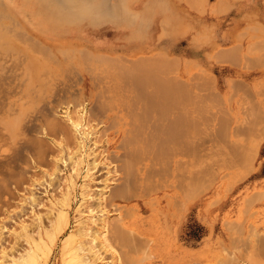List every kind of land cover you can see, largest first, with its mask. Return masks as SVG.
<instances>
[{"label":"rangeland","instance_id":"rangeland-1","mask_svg":"<svg viewBox=\"0 0 264 264\" xmlns=\"http://www.w3.org/2000/svg\"><path fill=\"white\" fill-rule=\"evenodd\" d=\"M166 1L168 32L82 33L48 26L79 3L2 1L0 264L33 246L38 264H264V0Z\"/></svg>","mask_w":264,"mask_h":264},{"label":"crops","instance_id":"crops-1","mask_svg":"<svg viewBox=\"0 0 264 264\" xmlns=\"http://www.w3.org/2000/svg\"><path fill=\"white\" fill-rule=\"evenodd\" d=\"M27 1V0H26ZM39 3H47V2H55L56 4L59 3H79L81 4L80 10L69 13L64 17L61 12V16L64 17V23L67 25V30L69 29V26L73 31H79V33H82L83 27L85 25L88 26H98L100 24L104 23H110L114 26V29H116L117 24L121 22L125 23H131L133 19H137L136 25L139 23H147V21L150 18H161V24L160 27H162L163 31H169L171 29L170 22L167 21L168 17H175V18H183L179 14V11H176L177 14L170 16L169 13L173 12L174 10L172 8H169L166 0H134L133 4H136L140 2V6L138 7H120L118 5V0H99L98 4L94 8L90 5L92 2L91 0H36ZM58 7V6H57ZM59 8V7H58ZM53 17V16H52ZM51 18V16H50ZM188 18V17H185ZM42 21L46 22L47 18L43 16V18H40ZM115 32L114 34H116ZM135 33H129L130 37H133ZM264 36V34H263ZM194 45L193 43H191ZM189 120V119H188ZM193 119L189 120V123L192 122ZM166 125L168 127V122L165 121L163 125ZM167 129V128H166ZM183 130H186V128H182ZM161 130H164V128ZM168 130V129H167Z\"/></svg>","mask_w":264,"mask_h":264},{"label":"bare ground","instance_id":"bare-ground-1","mask_svg":"<svg viewBox=\"0 0 264 264\" xmlns=\"http://www.w3.org/2000/svg\"><path fill=\"white\" fill-rule=\"evenodd\" d=\"M2 1H3V0H0V58H1V55H2L1 53H2V51H3V50H1V48L4 47L5 44L7 45V43H8V38H7L6 42H5V33H7V32H5V27L7 26V24H5L6 26H4V24H3V23H4V22H3V19H4L6 16H8L9 11H8V9H5V8H4V6H3V2H2ZM47 1H48V0H47ZM4 2H6V1H4ZM188 2H189V1H188ZM50 4H55V2H47V5H50ZM59 10H60V9H59L58 7H56L54 13L52 14L53 17L51 16V18L54 20V24L52 23V24H49L48 26H61V25H62L61 20H64V19H62V18H64V17L61 16V12H60ZM49 19H50V17H49ZM12 24H14V23H12ZM11 27H12V26H11ZM12 28H13V27H12ZM3 29H4V31H3ZM6 29H9V27H8V28L6 27ZM14 29H15V28H14ZM6 31H7V30H6ZM4 32H5V33H4ZM15 40H16V39H15ZM250 48H251V47H250ZM5 50H6V51H5ZM5 50H4V52H7L8 49H5ZM259 51H260V50H259ZM229 52H230V51H229ZM224 53H225V52H224ZM224 53H223V54H224ZM4 54H5V53H4ZM4 54H3V55H4ZM105 55H106V54H105ZM29 56H30V55H29ZM94 56H95V55H94ZM234 56H235V55H234ZM2 57H3V56H2ZM213 57H214V56H213ZM251 57H252V56H251ZM226 58H227V57H226ZM232 58H233V57H232ZM232 58H231V59H232ZM263 58H264V57H263ZM263 58H262V59H263ZM3 59H4V58H3ZM123 60H124V58H123ZM128 60H129V59H128ZM146 60H147V59H146ZM232 60L234 61V59H232ZM27 61H28V62H26V63L29 64V61H30L31 64H32V67H33L32 69H29V70H31V71H30L31 76H32V72H33V70L36 71V68L39 67V66H42V64H43L42 62L38 61L36 57H33V56L28 57V58H27ZM138 61H139V60H137V62H138ZM226 61H227V60H226ZM1 62H2V60H1ZM3 62H4V61H3ZM148 63H149V62H148ZM246 63H247V62H246ZM0 64H2V63H0ZM2 65L4 66V63H3ZM138 65H139V64H138ZM3 66L0 65L1 68H2ZM135 66H136V65H135ZM161 66H162V65H161ZM138 67H139V66H138ZM152 67H153V66H152ZM3 68H4V67H3ZM3 68L1 69V71H3ZM149 68H150V67H149ZM1 71H0V105H2V104L4 105V102L2 101V100H3V99H2V98H3V95L5 96V94H4V93H5V92H4V85H3V83H4L3 81H4V80H3V75L1 74V73H2ZM110 71H111V70H110ZM3 74H4V73H3ZM33 74H34V72H33ZM123 74H124V73H123ZM142 75H143V74H142ZM140 76H141V75H140ZM150 76H151V75H150ZM204 77H205V76H204ZM114 78H115V77H114ZM150 79H151V78H150ZM155 79H157V78H155ZM159 79H160V78H159ZM204 79H205V78H204ZM209 79H211V78H209ZM209 79H208V80H209ZM139 80H141V79H139ZM163 81H164V80H163ZM163 81H160V84H162ZM133 82H134V81H133ZM135 82H136V81H135ZM144 82H145V81H144ZM144 82H143V83H144ZM148 83H149V81H148ZM156 83H157V81H156ZM164 83H165V82H164ZM164 83H163V84H164ZM178 83H179V82H178ZM200 83H201V81H200ZM144 84H145V83H144ZM166 84H167V83H166ZM176 84H177V83H176ZM176 84H174V85L176 86ZM202 84H203V83H202ZM134 85H135V84H134ZM138 85H139V84H138ZM138 85H137V86H138ZM145 85H146V84H145ZM167 85H168V84H167ZM167 85H166V86H167ZM179 85H180V84H179ZM197 85H198V84H197ZM139 86H140V85H139ZM148 86H150V85H148ZM148 86H147V87H148ZM162 86H163V89L166 90V88L164 87L165 84L162 85ZM184 86H185V85H184ZM102 87H103V86H102ZM153 87H154V86H153ZM153 87H151V88H153ZM156 87H157V86H156ZM160 87H161V86H160ZM173 87H174V86H173ZM209 87H210V86H209ZM262 87H263V86H262ZM5 88H6V87H5ZM127 88H128V87H127ZM142 88H143V87H142ZM145 88H146V87H145ZM205 88H206V87H205ZM243 88H244V87H243ZM137 89H138V88H137ZM139 89H141V88H139ZM143 89H144V88H143ZM143 89H142V90H143ZM163 89H161V93L164 92ZM149 90H150V89H149ZM138 91H139V90H138ZM147 91H148V90H147ZM151 91H152V90H151ZM162 91H163V92H162ZM140 92H141V90H140ZM247 92H249V91H247ZM142 93H143V92H142ZM148 93H149V91H148ZM150 93H151V92H150ZM150 93H149V94H150ZM166 93H167V92H166ZM166 93H164V94H166ZM211 93H212V92H211ZM137 94H138V93H137ZM146 94H147V93H146ZM164 94H162V95H164ZM229 94H230V93H229ZM151 95H152V94H151ZM162 95L157 96V97H159V98H157V101H159V99H160V97H161ZM167 95L169 96V95H171V93H169V94L167 93ZM247 95H248V93H247ZM143 96L145 97V95H143ZM153 96H154V94H153ZM168 96H167V97L165 96V97H163V98H168V99H169L170 97H168ZM132 97H133V96H132ZM135 97L138 98V96H135ZM217 97H218V96H217ZM137 98H136V99H137ZM146 98H147V99H146ZM146 98H145L146 100L144 99V101H143L144 104H145V102L148 101V97H146ZM151 98H152V96L149 98V100H150V101H149L150 107H155V106L157 107V105H155L156 103L153 104V102H152L156 97H153L152 100H151ZM180 98H181V97H180ZM180 98H179V99H180ZM94 99H95V98H94ZM161 99H162V98H161ZM184 99H185V98H184ZM142 100H143V99H142ZM166 100H167V99H166ZM208 100H209V99H208ZM140 101H141V100H140ZM154 101H155V100H154ZM160 101H161V100H160ZM1 102H3V103L1 104ZM136 102H138V104H139V101H136ZM151 102H152V103H151ZM185 102H186V101H185ZM132 103H133V102H132ZM140 104H141V103H140ZM149 104H148V106H146V105H145V106L149 108ZM158 104H160V102H159ZM161 104L164 105L165 102H163V103H161ZM161 104H160V105H161ZM141 105H142V104H141ZM151 105H155V106H151ZM129 106H130V105H129ZM260 106H261V105H260ZM163 107H164V106H163ZM168 107H170V106L168 105ZM1 108H3V107H1ZM158 108H159V106H158ZM175 108H176V107H175ZM96 109H97V108H96ZM168 109H171V107L168 108ZM145 110H147V109H145ZM178 110H180V109H178ZM72 111H73V110H71V114L73 113ZM140 111H141V113H142V110H140ZM147 111H148V110H147ZM172 111H173V110H172ZM181 111H182V110H181ZM2 112H3V111H2ZM128 112H129V111H128ZM170 112H171V110H170ZM170 112H169V113H170ZM171 114H172V113H171ZM176 114H177V113H176ZM142 115H143V114H142ZM184 115H185V114H184ZM202 115H203V114H202ZM263 115H264V114H263ZM140 116H141V115H140ZM74 117H75V116H74ZM149 117H150V115H149ZM165 117H166V116H165ZM167 117H168V114H167ZM176 117H177V116H176ZM176 117L174 116L173 118H176ZM179 117H180V116H179ZM182 117H183V116H182ZM71 118H72V116H71ZM120 118H121V117H120ZM190 118H191V117H190ZM228 118H229V117H228ZM1 120H2V119H1ZM133 120H134V119H133ZM185 120H186V119H185ZM189 120H190V119H189ZM189 120H187V121H189ZM49 121H50V120H49ZM75 121H76V120H75ZM161 121H162V123H163V120H161ZM168 121H169V120H168ZM174 121H175V119H174ZM0 122H1V121H0ZM55 122H56V121H55ZM148 122H149V121H148ZM180 122H181V121H180ZM192 122H193V121H192ZM56 123H57V122H56ZM113 123H114V122H113ZM143 123H144V122H143ZM158 123H159V122H157V125H158ZM162 123H161V124H162ZM187 123H188V122H187ZM0 124H1V123H0ZM76 124H77V123H76ZM139 124H140V123H139ZM145 124H146V123H145ZM174 124H175V123H174ZM191 124H192V123H191ZM50 125H51V124H50ZM61 125H62V124H61ZM159 125H160V124H159ZM166 125H167V124H166ZM166 125L164 124V125H162L161 127H159V128H162V129L164 128V130H165V132H166V133H165V132H162V133H160V134L158 133V134H159V137H161L160 140H158L159 143H163V142H164L163 139H164V136H165V135H164V136H161V135H163L164 133L167 134L168 131H166V130H167V129H168V130L170 129V130H169V132H171L170 136L173 135V137H170V136H169V137L171 138V141H172V139H173L175 136H177V138H174V140L176 139L175 142L177 141L176 143L178 144V141H181V140H179V139H180L181 136H182V135H180L181 133H179V132H182V133H183L184 130L182 129V127H180V125H178L177 127H176V126H173V128L176 130V133H173L172 131H174V129H172L171 127H166ZM168 125H169V124H168ZM181 125H182V124H181ZM228 125H229V124H228ZM48 126H49V124H48ZM71 126H72V125H71ZM78 126H79V125H78ZM163 126H164V127H163ZM169 126H170V125H169ZM193 126H194V125H193ZM193 126H192V127H193ZM242 126H243V125H242ZM61 127H62V126H61ZM113 127H114V126H113ZM175 127H176V128H175ZM178 127H179V128H178ZM253 127H256V126H253ZM253 127H252V128H253ZM53 128H54V126H53ZM76 128H77V127H76ZM141 128H142V127H141ZM141 128H140V129H141ZM166 128H167V129H166ZM249 128H251V127H249ZM47 129H48V128H47ZM156 129H158V128L155 127L154 130H156ZM180 129H182L183 131H180ZM243 129H244V128H243ZM253 129H254V128H253ZM253 129H252V130H253ZM65 130H67V129H65ZM77 130H78V129H77ZM84 130H85V129H84ZM171 130H172V131H171ZM192 130H193V129H192ZM239 130H240V129H239ZM250 130H251V129H250ZM149 131H150V130H148V133H149ZM190 131H191V129H190ZM254 131L258 132L257 130H254ZM140 132H141V131H140ZM146 132H147V131H146ZM159 132H160V131H159ZM68 133H70V132H68ZM76 133H77V132H76ZM137 133H138V132H137ZM150 133H152V131H151ZM156 133H157V131H156ZM178 133H179V134H178ZM129 134H130V131H129ZM131 134H132V132H131ZM133 134H134V132H133ZM154 134H155V132L153 133V135H154ZM176 134H177V135H176ZM253 134H254V135H253ZM253 134H252V135L255 137L256 134H255V133H253ZM147 135L149 136V134H147ZM156 135H157V134H156ZM174 135H175V136H174ZM239 135H240V134H239ZM128 136H129V135H127V137H128ZM154 136H155V135H154ZM69 137H70V136H69ZM75 137H76V136H75ZM151 137H152V136H151ZM151 137H150V139H151ZM155 137H156V136H155ZM178 137H180V138L178 139ZM182 137H183V136H182ZM66 138H67V137H66ZM120 138H122V137H120ZM124 138H125V137H124ZM124 138H123V139H124ZM133 138H134V137H133ZM140 138H141V136H140ZM162 138H163V139H162ZM193 138H194V137H193ZM251 138H252V137H251ZM255 138H256V137H255ZM131 139H132V138H131ZM148 139H149V138L147 137L146 140H148ZM152 139H153V138H152ZM152 139H151V141H154V140H152ZM185 139H186V138H185ZM249 139H250V138H249ZM136 140H137V138H136ZM166 140H169V138L167 139V137H166V138H165V141H166ZM174 140H173V141H174ZM251 140H252V139H251ZM119 141H120V140H119ZM160 141H161V142H160ZM249 141H250V140H249ZM168 142H169V141H167L165 144H167ZM175 142H174V143H175ZM126 143H128V141H126ZM130 143H133V140H132V142H130ZM130 143H129V144H130ZM144 143L147 145V144L150 143V142L145 141ZM190 143H191V142H190ZM119 144H120V143H119ZM121 144H122V143H121ZM129 144H128V145H129ZM133 144H134V143H133ZM145 144H144V145H145ZM157 144H158V143H156V145H157ZM184 144H185V143H184ZM146 145H145V148L147 147ZM148 145H149V144H148ZM151 145H153V143H151ZM156 145L154 144V147H155ZM158 145H159V144H158ZM168 145H169V144H168ZM168 145H166V146H168ZM171 145H172V144H171ZM174 145H175V144H174ZM174 145H173V146H174ZM192 145H193V144H192ZM131 146H133V145H131ZM137 146H138V145H137ZM163 146H164V145H163ZM179 146L181 147V145H179ZM179 146H178V147H179ZM149 147H151V146H149ZM154 147L152 146V148H154ZM174 147H175V146H174ZM212 147H213V146H212ZM145 148H144V150H146ZM156 148H158V151H160V152H161V150H162V151H163V152H161L162 154H166L167 151H170L168 148L165 149L166 151H165L164 149H161V150H160L159 147H156ZM156 148H155V150H157ZM214 148H215V147H214ZM40 149H41V148H40ZM133 149H134V148H133ZM133 149H132V152H135V151H133ZM139 149H140V148H139ZM147 149H148V148H147ZM149 149H151V148H149ZM170 149H171V147H170ZM175 149H176V148H175ZM177 149H179V148H177ZM130 150H131V148H130ZM134 150H135V149H134ZM164 151H165V152H164ZM172 151H173V149H172ZM172 151H170V152L172 153ZM210 151H211V150H210ZM144 152H145V151H144ZM156 152H157V151H156ZM174 152L177 153L176 151H174ZM174 152H173V153H174ZM181 152L183 153V151H181ZM185 152H186V151H185ZM191 152H192V151H191ZM193 152H194V151H193ZM146 153H147V152H146ZM146 153H145V154H146ZM167 153H169V152H167ZM173 153H172V154H173ZM134 154H135V155H133V153L131 154V155H133L132 157H134V156L136 157V153H134ZM140 154H141V153H140ZM149 154H150V153H149ZM159 154H160V153H159ZM159 154H158V155H159ZM162 154H160V155H162ZM41 155H42V154H41ZM137 155H138V154H137ZM158 155H157V156H158ZM169 155H170V154H169ZM223 155H224V154H223ZM151 156H153V155H151ZM165 156H166V155H165ZM146 157H147V154H146ZM149 158H150V157H149ZM160 158H161V157H160ZM162 158H163V156H162ZM164 158H165V157H164ZM189 158H190V157H189ZM233 158H234V157H233ZM166 159H167V158H166ZM142 160H143V159H142ZM152 160H153V159H152ZM152 160H151V161H152ZM163 160H164V159H163ZM181 160H182V159H181ZM241 160H242V159H241ZM160 161H161V160H160ZM179 161H180V160H179ZM218 161H219V160H218ZM155 162H156V161H155ZM166 162H167V161H166ZM171 162H172V161H171ZM175 162H176V160H175ZM221 162H222V161H221ZM169 163H170V162H169ZM172 163H173V162H172ZM172 163H171V164H172ZM161 164H162V163H161ZM166 164L168 165V163H166ZM172 165H173V164H172ZM178 165H181V164L178 163ZM178 165H175V170H176V171L179 170V166H178ZM127 166H129V165H127ZM163 166H164V165H163ZM133 167H134V166H133ZM166 167H169V166H166ZM118 170H119V169H118ZM187 171H188V170H187ZM153 173H154V172H153ZM180 175H182V174H180ZM191 175H193V174H191ZM130 176H131V175H130ZM193 176H194V175H193ZM176 179H177V178H176ZM194 179H195V177H194ZM179 180H180V179H179ZM192 181H193V179H192ZM189 183H190V182H189ZM116 188H117V187H116ZM203 188H204V187H203ZM206 188H207V187H206ZM201 190H202V189H201ZM112 196H113V195H112ZM57 220H58V222H56V223L59 225L60 217H58ZM59 226H60V225H59ZM59 226H58V228H59ZM118 226H119V224H118ZM118 226H117V227H118ZM56 227H57V226H56ZM58 228H56V229L58 230ZM79 228H80V227H79ZM107 229H108V228H107ZM82 231H83V230H82ZM82 231H81V232H82ZM41 240H42V239H40V243H41ZM38 245H40V244H39V243H35V247H36V248L39 247ZM62 249H63V248H62ZM64 249L66 250V247H65ZM73 259H74V258L72 257L70 260L72 261ZM68 260H69V259H68ZM39 261H40V260H39ZM16 264H38V257H37V255H36L35 252H34V246H33V248H32V247H29V249L26 251V253H25L24 255H22V256L19 258V260H18V262H17Z\"/></svg>","mask_w":264,"mask_h":264}]
</instances>
